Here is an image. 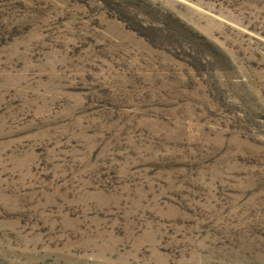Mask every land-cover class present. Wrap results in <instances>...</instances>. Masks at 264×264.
<instances>
[{
  "label": "rangeland",
  "instance_id": "1",
  "mask_svg": "<svg viewBox=\"0 0 264 264\" xmlns=\"http://www.w3.org/2000/svg\"><path fill=\"white\" fill-rule=\"evenodd\" d=\"M0 264H264V0H0Z\"/></svg>",
  "mask_w": 264,
  "mask_h": 264
}]
</instances>
